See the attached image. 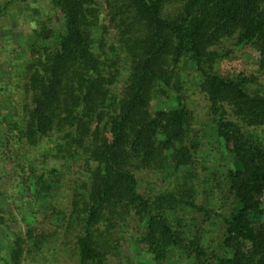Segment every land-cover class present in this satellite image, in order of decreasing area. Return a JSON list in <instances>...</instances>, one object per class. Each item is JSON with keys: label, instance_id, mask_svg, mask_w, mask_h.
Instances as JSON below:
<instances>
[{"label": "trees", "instance_id": "obj_1", "mask_svg": "<svg viewBox=\"0 0 264 264\" xmlns=\"http://www.w3.org/2000/svg\"><path fill=\"white\" fill-rule=\"evenodd\" d=\"M249 52L253 71L220 68ZM259 77L264 0H0V264H110L120 234L149 264H264ZM146 176L172 182L145 195Z\"/></svg>", "mask_w": 264, "mask_h": 264}, {"label": "rangeland", "instance_id": "obj_2", "mask_svg": "<svg viewBox=\"0 0 264 264\" xmlns=\"http://www.w3.org/2000/svg\"><path fill=\"white\" fill-rule=\"evenodd\" d=\"M20 28V27H19ZM19 28H14L12 30V33L14 35H18V31L20 30ZM26 28V27H24ZM7 32V31H6ZM15 44L14 45V50L11 52L9 55V61L5 67V70L3 71V77L7 78L8 76L13 74L15 75L14 72L22 68V65L24 61H26L25 58V52L22 49V41L20 40L18 42V37L14 36ZM258 55L255 52H249L248 55H241L238 60H234L232 62H229L225 65H221L224 67L226 70H231V71H248L251 72L256 68V65L258 63ZM260 82H264L263 78L259 77ZM4 85V88L9 91L13 89V86H8V83ZM13 93V92H12ZM14 94H18V92H14ZM197 97H191V100H196ZM197 102V101H196ZM159 103L156 104L158 106ZM205 103L203 101L198 100L197 103L192 105L195 111V115L198 116V122L195 125L196 129L199 130V135H198V146L199 148L206 153V157L203 159V163H210V162H216L217 159L220 157V151L215 145V142L210 135V130L208 129V121H207V112L206 109H204ZM9 103L6 98H0V122L5 117H7L8 120H10V114H9ZM8 122L7 120L3 121ZM4 128V124L0 123V144H3L1 133L2 129ZM11 156H13L12 153L9 152L7 147L4 145L0 147V175L2 176L3 182L7 181V178L9 176L11 169ZM13 160V159H12ZM172 179L169 178L168 176H160L157 179H154L153 177L146 176L145 181L141 183L140 185V192L148 195L149 191L151 189L152 192H157L158 190H161L160 188L163 189V186L168 187L171 185ZM262 202L264 204V196L262 197ZM30 207L28 204L26 205ZM135 228L133 229V233L136 230V224L132 223ZM131 225V226H132ZM127 237L126 234H124ZM119 238L121 239L120 245L117 251V254L111 258L112 262L110 264H149V262H146L145 260L142 259L141 253H139V248L134 242L129 240H126L123 234L118 235ZM60 243V242H59ZM71 246V242L69 244ZM57 261L59 264H76V260L72 258L71 255H66V258L64 256L62 257H56ZM33 260V259H32ZM170 264H176V258L175 256L171 257L170 259ZM50 262V261H49ZM28 264V263H27ZM38 264H45L44 258L39 257L38 258ZM53 264V263H50Z\"/></svg>", "mask_w": 264, "mask_h": 264}]
</instances>
